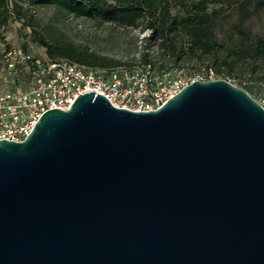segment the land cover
<instances>
[{
  "label": "water",
  "instance_id": "water-1",
  "mask_svg": "<svg viewBox=\"0 0 264 264\" xmlns=\"http://www.w3.org/2000/svg\"><path fill=\"white\" fill-rule=\"evenodd\" d=\"M0 264H264V108L215 78L47 109L0 139Z\"/></svg>",
  "mask_w": 264,
  "mask_h": 264
},
{
  "label": "trees",
  "instance_id": "trees-1",
  "mask_svg": "<svg viewBox=\"0 0 264 264\" xmlns=\"http://www.w3.org/2000/svg\"><path fill=\"white\" fill-rule=\"evenodd\" d=\"M235 2H238L235 6L239 18L244 19L251 17L252 8L264 4V0L229 1L230 4ZM219 3L221 0H0V41L8 46L3 30L12 18L31 29V39L45 48L49 59L65 58L88 67L122 65L77 46L50 24L41 25L34 10L54 7L59 12L97 24L138 27L146 34L145 39L157 40L161 49L169 51L173 62H162L161 68L182 67L178 63L181 55L207 54L217 46L227 52L220 65L230 68L245 64L250 71L257 66L264 68V35L252 33L249 26L240 27L238 36L230 38L227 45L216 41L219 16L216 9H209V5ZM141 63L143 66L154 65L147 53Z\"/></svg>",
  "mask_w": 264,
  "mask_h": 264
},
{
  "label": "built area",
  "instance_id": "built-area-1",
  "mask_svg": "<svg viewBox=\"0 0 264 264\" xmlns=\"http://www.w3.org/2000/svg\"><path fill=\"white\" fill-rule=\"evenodd\" d=\"M215 78L211 66L192 75L182 67L161 74L149 65L96 69L65 58L42 59L0 41V139H24L47 109H67L88 91L104 95L115 107L150 110L191 81Z\"/></svg>",
  "mask_w": 264,
  "mask_h": 264
},
{
  "label": "rangeland",
  "instance_id": "rangeland-1",
  "mask_svg": "<svg viewBox=\"0 0 264 264\" xmlns=\"http://www.w3.org/2000/svg\"><path fill=\"white\" fill-rule=\"evenodd\" d=\"M221 0L219 4H210L209 9H216L219 16V28L216 41L221 44H229L238 36L240 27L249 26L254 34L264 35V4L256 5L249 19L239 18L236 6L238 2L229 3ZM35 16L41 25L50 24L52 28L64 33L70 41L81 48L105 57L110 61H119L125 68H143L142 57L147 53L154 65L151 67L156 74L175 68L176 66L161 68L160 63L172 64L169 51L161 49L158 41L145 39L146 34L138 27H127L115 23L97 24L92 20L67 15L57 11L54 7H43L34 10ZM219 31V32H218ZM223 32L224 34H222ZM31 29L22 25L20 21L9 19L3 30L6 42L9 46L21 47L32 54L45 59L46 50L31 39ZM234 40V39H233ZM227 55L225 48L219 46L210 53L200 52L181 55L178 63L187 74L192 75L196 70L204 66H211L216 78L230 81L232 84L244 89L254 100L264 108V68L256 67L250 71L248 66L233 65L227 68L220 65L221 59ZM96 69L100 67H95Z\"/></svg>",
  "mask_w": 264,
  "mask_h": 264
}]
</instances>
